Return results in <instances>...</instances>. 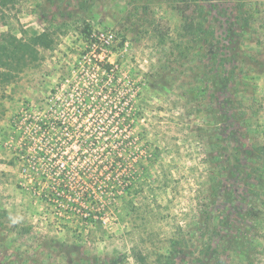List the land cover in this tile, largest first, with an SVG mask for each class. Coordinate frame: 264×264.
I'll return each instance as SVG.
<instances>
[{
    "label": "rangeland",
    "instance_id": "1",
    "mask_svg": "<svg viewBox=\"0 0 264 264\" xmlns=\"http://www.w3.org/2000/svg\"><path fill=\"white\" fill-rule=\"evenodd\" d=\"M2 1L0 264H264V0Z\"/></svg>",
    "mask_w": 264,
    "mask_h": 264
},
{
    "label": "trees",
    "instance_id": "2",
    "mask_svg": "<svg viewBox=\"0 0 264 264\" xmlns=\"http://www.w3.org/2000/svg\"><path fill=\"white\" fill-rule=\"evenodd\" d=\"M8 0H4L1 4H5ZM173 1V0H172ZM176 4L174 5V9L179 13L183 20V30L187 32V34H191L193 39L197 42H203L206 40V31L204 29L203 24V8L200 3V0H175ZM174 2V1H173ZM238 7L244 6L243 3L238 0ZM248 12L245 13L247 15ZM247 16L242 18L241 24L246 23ZM15 37H10L5 40V44L0 42V57L3 55L6 60H14L16 55L20 56L21 60H26L25 57H28L29 61H34L38 57V48L49 49L54 43V39L52 38V33L49 32L48 29H44L38 35L30 37L27 41L15 40ZM1 60V59H0ZM10 63V62H9ZM98 144V141H96ZM133 147L132 142L125 141L121 142L120 149L122 150H131ZM137 162L134 163L136 167ZM81 174V173H80ZM59 199L55 197L54 200Z\"/></svg>",
    "mask_w": 264,
    "mask_h": 264
},
{
    "label": "built area",
    "instance_id": "3",
    "mask_svg": "<svg viewBox=\"0 0 264 264\" xmlns=\"http://www.w3.org/2000/svg\"><path fill=\"white\" fill-rule=\"evenodd\" d=\"M99 36H100L99 38L106 39L107 41H110L112 39V35L111 34L104 35L103 33H100Z\"/></svg>",
    "mask_w": 264,
    "mask_h": 264
}]
</instances>
